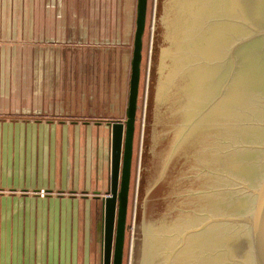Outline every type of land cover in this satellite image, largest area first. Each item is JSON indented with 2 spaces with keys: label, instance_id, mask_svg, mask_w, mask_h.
Segmentation results:
<instances>
[{
  "label": "water",
  "instance_id": "95a60500",
  "mask_svg": "<svg viewBox=\"0 0 264 264\" xmlns=\"http://www.w3.org/2000/svg\"><path fill=\"white\" fill-rule=\"evenodd\" d=\"M147 0L108 121L101 264H122ZM130 264H264V0H157Z\"/></svg>",
  "mask_w": 264,
  "mask_h": 264
},
{
  "label": "crops",
  "instance_id": "0c3cea01",
  "mask_svg": "<svg viewBox=\"0 0 264 264\" xmlns=\"http://www.w3.org/2000/svg\"><path fill=\"white\" fill-rule=\"evenodd\" d=\"M37 52L15 98L0 87V264H101L108 121L65 109L84 95L70 78L35 76Z\"/></svg>",
  "mask_w": 264,
  "mask_h": 264
},
{
  "label": "rangeland",
  "instance_id": "374dc122",
  "mask_svg": "<svg viewBox=\"0 0 264 264\" xmlns=\"http://www.w3.org/2000/svg\"><path fill=\"white\" fill-rule=\"evenodd\" d=\"M156 1L147 0L142 37L122 264L131 263ZM136 4L137 0H0V87L15 98V83L31 77L30 49H38L39 68L34 66L32 73L70 78L73 95H84L65 109L85 121L124 123Z\"/></svg>",
  "mask_w": 264,
  "mask_h": 264
},
{
  "label": "built area",
  "instance_id": "2783aa9c",
  "mask_svg": "<svg viewBox=\"0 0 264 264\" xmlns=\"http://www.w3.org/2000/svg\"><path fill=\"white\" fill-rule=\"evenodd\" d=\"M48 193H46V191H44V190H40L39 192H38V196H40L41 198H43L44 196H46Z\"/></svg>",
  "mask_w": 264,
  "mask_h": 264
}]
</instances>
